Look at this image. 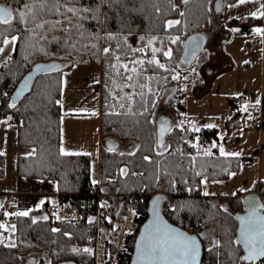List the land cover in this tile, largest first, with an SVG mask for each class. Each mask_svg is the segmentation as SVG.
<instances>
[{
    "label": "trees",
    "instance_id": "16d2710c",
    "mask_svg": "<svg viewBox=\"0 0 264 264\" xmlns=\"http://www.w3.org/2000/svg\"><path fill=\"white\" fill-rule=\"evenodd\" d=\"M211 1L0 0V4L13 10L11 24H0V48L4 38L17 37L10 58L0 66V120L11 117L10 120L17 123L18 145L33 148L30 154L17 155L16 173L19 176L53 180L57 200L67 202L81 215L79 220L57 219L49 211L48 219L35 217L33 211L28 212L27 216H12L15 246L0 244V264H94L93 251L88 254L83 251L73 253L71 250L85 248L97 217L101 226L115 228L113 233H117L118 223L130 208L135 213L132 221L137 228L126 233L123 250L119 251L116 263L129 264L135 236L148 215L150 198L159 192L163 195L166 193L162 211L170 222L195 233L202 241L200 264H245L236 259L243 253L242 246L232 243L237 235L236 213L244 210L243 195L230 197L226 206L220 201L224 197L204 195L199 191L203 179L227 178L239 160L218 152L217 130L214 127H202L194 131L188 126H171L165 134L167 147L164 149H159L154 132V113L162 92L173 88L165 101L170 107L179 99V79L172 77L182 62L185 39L210 24ZM67 8H89L91 11L73 14ZM20 12L25 13L23 19L19 16ZM248 19L260 23L264 29V17L250 16ZM168 21L179 23L168 27ZM39 24H43V27H37ZM109 34L115 38L109 40ZM141 37L144 39L141 40ZM153 37L156 39L151 46H147ZM177 37L176 43H172ZM105 47L120 55L125 62L139 58L146 61L151 58L152 47L161 50L156 55L165 69L145 63L141 82L146 83L148 88L143 90L146 94L143 101L139 96L136 97L131 113L127 106L120 108L119 102L109 95L110 92H119V89L113 88L110 64L115 61L112 55L104 54ZM141 48L144 49L143 53L132 51ZM169 49L172 50L171 58L163 55ZM84 57L98 61L101 71L100 81L94 84L100 93L99 130L102 141L98 181L95 183L91 178L89 154H61L62 71ZM207 57L208 51L204 47L196 53L198 68ZM38 61H55L57 68L37 75L29 92L15 103V108H9L15 86ZM149 76L152 78L145 79ZM123 91L141 90L125 88ZM151 101H155V104ZM121 102L127 104L126 101ZM260 109L264 113V95L261 97ZM141 112L144 115H140ZM109 138L119 143L127 142L132 149H110L105 143ZM206 151L211 154L205 155ZM145 156L150 159L145 160ZM121 169H127V174L122 175ZM5 171L6 155L3 153L0 155V178L5 175ZM96 185L104 192L103 199L109 203L107 207L104 201L97 203L94 191ZM194 189L198 190L197 194L193 192ZM261 193L264 204V185ZM167 200L171 204L168 213L164 210ZM115 201L120 202L117 211L113 207ZM53 229L58 231L54 232ZM103 240L105 243L104 247L101 245L100 255L104 254L106 259L105 263L99 260L98 264L110 263L115 249V245L105 235L101 243ZM213 241H219L220 247L214 248ZM256 264H260V261Z\"/></svg>",
    "mask_w": 264,
    "mask_h": 264
},
{
    "label": "rangeland",
    "instance_id": "374dc122",
    "mask_svg": "<svg viewBox=\"0 0 264 264\" xmlns=\"http://www.w3.org/2000/svg\"><path fill=\"white\" fill-rule=\"evenodd\" d=\"M213 2L214 0L210 4L213 22H217V17H220L219 19L227 30L226 37L214 34L206 35L205 41L210 42L219 53L214 71L204 75L195 62L196 54L190 60L181 62L180 67L175 69L173 74L179 79V99L173 107H170L165 101L173 88H167L162 92L154 113V120L156 121H154V132L157 136L156 126L159 134L162 122H166L163 120L165 113L169 117L168 128L171 126H188L191 129L193 127L200 129L207 125H213L216 128L218 152H220L222 145L226 153H239L238 156H234L239 162L236 168L230 171L228 177L223 180L203 179L205 189L199 191L204 195L207 192L208 195L224 197V200L220 201H223L227 206L226 203L229 202L230 197L238 194L248 197L256 188L264 184V113L260 112L261 97L264 95L263 34L258 35L253 32L254 28L262 29L258 22H248V18L252 16L251 13L256 12L257 9L264 11V8H261V5H264V0H246L243 4L239 3L238 0H229L224 1L219 9L214 8ZM210 26L211 22L203 30L209 29ZM13 36L16 37V35ZM11 37L9 36L7 39L10 40ZM1 48L3 51L0 52V66L10 58L13 44H2ZM85 59L87 58L84 57L82 62L76 63L77 65L74 64L75 67L72 70L68 71L73 66L62 71L63 89L61 90L60 104L62 103L66 109L67 98H76L77 100L72 106H79L76 104L87 105L90 106L93 113L98 103V91L94 84L101 79L100 63L90 59H87L90 61H84ZM252 116L260 121L258 127L249 124ZM8 117L6 118L8 119ZM77 117L79 123L75 122L73 118L72 121L78 124L76 134L82 136L76 137L79 142L84 141L80 149L87 150L85 153L90 155L91 178L96 181L98 163L94 153V145L96 144L94 130L96 131V127L92 121L93 114L91 117L89 116V119L87 118L88 115ZM62 122L61 136L64 145L68 142V134L71 133V130L68 129L67 131L65 115ZM5 125L6 123H0V150L5 152L7 169L10 171L15 167V152L18 151V148L14 140L15 133L12 130L14 126L11 123L8 124L11 130L6 133ZM4 133H6L5 139L3 138ZM158 138L161 140L159 135ZM162 141L161 144H158L159 149L167 147L165 139ZM19 149L20 153L33 151L31 147L20 146ZM63 149L67 150L65 146ZM131 149L132 146L127 142H121L120 147H118V151ZM103 201L104 199L100 203ZM51 202L54 204V208L58 209L57 199L55 198ZM104 204L107 207L109 203L105 200ZM119 205V201L113 203L115 211ZM12 206L13 204L8 205V210L0 209V212L3 211V215H0V224L8 226L7 230L0 229V244L12 245L15 241V231L12 230L11 226H15L12 216L16 211ZM5 213L9 215L6 216ZM51 215L57 218L55 213ZM132 215L133 211L129 208L127 214L118 223L117 233H113L112 227L101 226L100 221L98 223V217L96 218L95 225L97 224V227L94 225L92 229H97L99 232L100 248L98 259L97 256H94V264H98L99 260L105 263L106 256L100 255L101 245L104 247L105 243L104 240L101 243L103 235L115 245L112 258L108 264L118 262L119 254L115 255L117 249L123 250L126 233L135 231L137 228L132 221ZM89 241L88 236L84 247L92 249L95 254Z\"/></svg>",
    "mask_w": 264,
    "mask_h": 264
},
{
    "label": "snow or ice",
    "instance_id": "6c2138e0",
    "mask_svg": "<svg viewBox=\"0 0 264 264\" xmlns=\"http://www.w3.org/2000/svg\"><path fill=\"white\" fill-rule=\"evenodd\" d=\"M239 3L243 4L246 0H238ZM187 3V0H185ZM261 8H264V5H261ZM30 10V9H29ZM68 12L75 14L77 11L83 12H90L91 9L83 8V9H76V8H67ZM253 17H264V11L257 9L256 12L251 13ZM19 16L21 19L25 16L24 12H20ZM13 19V10L10 7L0 4V24H11ZM59 23V21L57 22ZM179 21H168L167 26L171 27L173 24H178ZM37 27H43V24L37 25ZM253 32L256 34H264V29L261 28H254ZM115 37L111 34L108 35V39H114ZM17 37L12 36L11 39L4 38L3 44L8 45L9 43L15 45ZM144 37H141L143 40ZM156 38L153 37L148 41L147 46H151L153 40ZM177 38L172 40V43H176ZM95 47V45H92ZM3 51V48H0V52ZM133 52H144V49H132ZM161 50L159 48L152 47L151 48V58L145 61L144 58L139 59H129L127 62L121 59V56L118 54H114L109 47L103 48V52L106 55H112L114 59V63L110 64V68L113 71L112 76V85L114 89H119V92L115 94L109 93L112 99L117 100L119 102L120 108H125L127 106L129 112L131 113L132 105L135 102L137 96L143 101L145 98V92L143 91L145 88H148L146 83L141 82V78L143 76V69L145 63L148 65H153L159 69H165V65L160 63L157 59V53ZM165 57L171 58L172 50L169 49L163 52ZM133 65L130 67L129 65ZM139 66V70L138 67ZM123 70V71H121ZM152 77H146L145 79H151ZM172 79H178V76H173ZM120 81H124V83H120ZM125 88L128 89H140L139 92L129 91L124 92ZM148 91L150 92L151 89L149 88ZM120 93H123L122 95ZM15 99V98H14ZM126 101L127 104L121 102ZM154 105L155 101H151ZM259 103V101H257ZM147 102L145 103V112L147 111ZM15 103H10L9 108H15ZM246 110V107H245ZM95 114V113H93ZM119 115L120 113H114ZM140 115H144L143 112ZM11 117H8L10 120ZM0 123H7V120H0ZM206 127H214L213 125H207ZM194 131H199L198 128L193 127ZM166 131H170L167 127L166 122H162V126L159 129V136L162 137ZM216 147L215 144L212 145ZM192 147H196L195 144ZM220 153L221 155H231V156H238L239 153H226L224 151L223 146H220ZM61 154L69 155L72 153L66 152L63 148H61ZM210 151H206L205 155H210ZM3 155V153H0ZM129 155H134V153H129ZM145 160H149L148 156L144 157ZM121 174L126 175L127 169H121ZM135 174V173H133ZM199 175L200 173H196ZM234 175V174H232ZM95 183V181H94ZM204 183V181H201ZM205 195H208L206 192ZM235 195V193H233ZM161 197H156L153 202V220L145 227V230L141 233L140 238L136 242V259L134 264H197L198 258L200 256L201 246L197 241V237L193 235H187L186 233L179 231L166 222L160 217L159 214V201ZM43 204V201H41ZM103 207V205H102ZM260 209H264V204H257L253 200L250 203V208L248 210L247 215L238 216L236 217L239 220L240 225L238 229L237 238L232 241L233 244L242 246L243 253L236 257L239 261L245 262V264H256L257 261H260V264H264V215L261 214ZM227 211V209H224ZM135 215V213H133ZM5 215H9L5 213ZM14 215L18 216H27L28 212H18L14 213ZM59 218V217H57ZM43 219H48L47 216L43 217ZM35 219H33V223H35ZM6 225L0 224V229L7 230ZM12 230L15 231V226H11ZM53 231H58V229H53ZM115 231V228H113ZM65 235H70L66 233ZM214 248L220 247L219 241L212 242ZM11 246H15L14 244ZM73 253H78L83 251L84 253L91 254L92 249L90 248H73L71 250ZM211 251V249H209Z\"/></svg>",
    "mask_w": 264,
    "mask_h": 264
},
{
    "label": "crops",
    "instance_id": "0c3cea01",
    "mask_svg": "<svg viewBox=\"0 0 264 264\" xmlns=\"http://www.w3.org/2000/svg\"><path fill=\"white\" fill-rule=\"evenodd\" d=\"M178 1V0H176ZM181 1V0H180ZM225 0H223L224 2ZM220 17H217V22H213V19L211 17V26L209 29L202 30L201 32L204 35V38L206 39V35H221L222 37H226V28L224 27V24H222V21L219 19ZM249 23H251L250 19H248ZM260 24V23H258ZM261 25V24H260ZM262 29L263 26L261 25ZM263 39H264V34H263ZM204 48L207 49L208 51V57L207 59L200 65V71L206 75L209 72L214 71V67L216 66V59L219 56L218 50L215 49L210 42L204 41ZM84 61H90L85 59ZM82 62V61H81ZM77 65V64H76ZM100 65V64H99ZM75 66H73L71 69L68 71L72 70ZM62 89H63V82H62ZM98 91V90H97ZM62 95V93H61ZM74 97V96H73ZM77 100L76 98H67V110L64 109L63 104L61 103V127H62V120L64 115L66 116V128L67 131L68 129L71 130V133L68 134V142L63 145L62 143V136H61V148L65 146L67 150H65L68 153H85L87 150H81L80 147L82 145V142L77 139L76 136H82L77 133L78 130V124L79 123V118L77 116H86L88 115V119L92 117V121H94V127H96V131L94 130V153L97 157V163L99 160V150H100V145L102 143L100 139V93L98 91V103L96 107L94 108V112L92 113L90 110V106L87 105H80L76 104L79 106H72L74 101ZM96 110V111H95ZM71 116V117H68ZM90 116V117H89ZM95 117V118H94ZM72 118L75 120L72 121ZM7 119V118H5ZM8 120V119H7ZM12 124V130H14L15 136L14 140L16 142V146L18 148V151L15 152V167L11 169L10 171L7 169L6 165V171L5 175L0 178V193L8 192L10 194V202L8 205L13 204L12 208L15 209L16 213L18 212H30L33 211L35 217H45L49 216L48 214V208L52 207L54 208V204H52L53 199H57V190H56V184L53 180H46V179H41V178H32V177H26V176H19L16 173V158L18 154H23L20 153V146L17 143V123L8 120L4 130L9 131L11 128L9 127L8 124ZM8 125V126H7ZM70 125V126H69ZM6 133H4L3 138L5 139ZM62 135V134H61ZM24 147V146H21ZM84 147V146H82ZM120 147V144H119ZM84 149V148H83ZM0 152L5 153L4 151L0 150ZM32 152H27L26 154H30ZM98 181V175L96 182ZM264 185V184H263ZM262 185V186H263ZM256 188L254 191L258 192L259 194L261 193V187ZM202 189H205L204 184L202 183ZM203 191V190H202ZM203 194V193H202ZM41 201H43V204H41ZM57 207L61 205L63 202H59L57 200ZM46 204V206H44ZM8 208V206H7ZM1 209V207H0ZM9 209V208H8ZM6 209V210H8ZM55 209V208H54ZM57 209V208H56ZM55 209V210H56ZM1 215H3V211L1 212ZM14 216V215H13Z\"/></svg>",
    "mask_w": 264,
    "mask_h": 264
},
{
    "label": "water",
    "instance_id": "95a60500",
    "mask_svg": "<svg viewBox=\"0 0 264 264\" xmlns=\"http://www.w3.org/2000/svg\"><path fill=\"white\" fill-rule=\"evenodd\" d=\"M222 3H223V0H214V2H213L214 8L219 9L221 7ZM204 41H205V38H204V35L201 31L188 36L184 41V49H183V53H182V57H181L182 61L190 60L201 48H203ZM56 68H57V63L55 61H38V62L34 63L32 65V67L30 68V70H28L22 76V78L19 80V82L15 86V88L11 94V97H10L11 102L17 103L25 94H27L29 92L31 85H32V82L37 75H39L41 73H45V72L54 71ZM168 118L169 117L166 115L163 116V120L166 121V123L168 121ZM156 131H157V143L161 144V142H160L161 140L158 138L159 134H158L157 126H156ZM165 134H166V132L164 133L162 140H164ZM105 143H106V146L110 149H116L119 147V144H120L114 138L107 139ZM156 197H161V200L159 201V214H160V217L163 219L164 222H166L171 227L186 233L187 235H193V236L197 237V241L201 246L200 256H199L198 262H197V264H200L201 259H202V255H203L202 241L200 240V238L195 233L189 232L188 230L170 222V220L165 216V214L162 211V201L164 198V195L162 192L156 193L150 198V201L148 204V215H147L146 219L144 220V222L140 225L138 232L135 236L134 244H133V250H132V254L130 257L129 264H134V262H135L137 240L140 238L141 233L145 230V227L154 218L153 217V202H154ZM261 197L262 196L256 191H253L252 194L249 195L248 197L243 196L244 210L242 212L236 213V217L247 215L248 210L250 208V203L253 200L257 204H262ZM260 212L262 215H264L263 209H260ZM239 225H240V222H239V220H237V235H238ZM237 235H236V238H237ZM30 261H31V259H29V262ZM60 264H72V263L64 262V263H60Z\"/></svg>",
    "mask_w": 264,
    "mask_h": 264
},
{
    "label": "built area",
    "instance_id": "2783aa9c",
    "mask_svg": "<svg viewBox=\"0 0 264 264\" xmlns=\"http://www.w3.org/2000/svg\"><path fill=\"white\" fill-rule=\"evenodd\" d=\"M260 112H261V109H260ZM249 124L251 126L255 127V126H258L260 124V121L257 120V118L255 116H252L249 120ZM94 191H95L97 203L101 202L103 199V196L105 194H103L99 190L98 185H96L94 187ZM193 192L197 194L198 190L194 189ZM164 195H166L165 192H164ZM0 200H1V202H0L1 208L6 209L7 205L10 202V194L8 192L0 193ZM170 208H171L170 201L169 200L165 201V204H164L165 212L168 213ZM48 211L50 213H55L56 216L59 217L58 219H62V220L69 219V218L79 220L81 218V215L78 214L77 212H75V210H73L72 206L70 204H68L67 202H63L61 205H59L57 210H55L52 207H49ZM95 226L97 227V224ZM89 240H90V242H93L92 247H93L94 252H95L94 255L98 256V254H99L98 252H99V248H100L99 247L100 246V238H99V232L97 231V229H94L93 233H91L89 235ZM119 250H121V249H117L115 255H118Z\"/></svg>",
    "mask_w": 264,
    "mask_h": 264
}]
</instances>
